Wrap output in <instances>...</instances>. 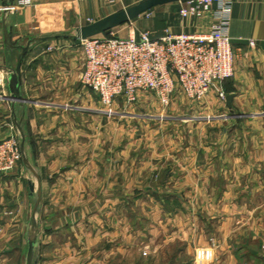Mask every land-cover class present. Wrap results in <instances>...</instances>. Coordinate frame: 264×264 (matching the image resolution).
I'll return each instance as SVG.
<instances>
[{"label":"crops","instance_id":"obj_1","mask_svg":"<svg viewBox=\"0 0 264 264\" xmlns=\"http://www.w3.org/2000/svg\"><path fill=\"white\" fill-rule=\"evenodd\" d=\"M31 1L20 6L14 0L7 46L6 0H0V141L18 136L25 153L15 173L0 176V202L6 203L0 212L11 214L0 237V264L20 249L33 200L29 186L37 185L31 168L41 181L38 215L49 230L47 243L70 230L85 233L89 249L107 248L90 264H105L103 252L109 260L116 250H130L132 233L144 245L181 244L176 262L185 254V264H264V0H234L229 35L237 54L235 77L194 102L185 118L149 115L163 107L147 93L133 105L118 99L112 115L102 113L99 97L82 85L76 30L141 0ZM173 4H179L175 14L161 6L160 17L144 14L113 34L159 38L167 28L210 30L214 10L185 20L179 14L185 2ZM30 40L21 66L23 100L16 101L11 77L21 50L14 47ZM221 91L235 95L232 111L219 99ZM181 97L174 110L187 104ZM243 126L255 131V144L242 143Z\"/></svg>","mask_w":264,"mask_h":264},{"label":"built area","instance_id":"obj_2","mask_svg":"<svg viewBox=\"0 0 264 264\" xmlns=\"http://www.w3.org/2000/svg\"><path fill=\"white\" fill-rule=\"evenodd\" d=\"M20 6L31 0H17ZM234 0H189L180 8L182 19L202 18L214 10L207 33H149L122 38L113 33L79 41L84 56L81 82L95 93L104 107L118 99L137 103L140 93L152 94L164 108L179 95L204 101L213 89L236 74L237 54L229 35ZM11 11V9H10ZM148 12L147 14H149ZM252 47L255 43L251 42ZM220 100L227 94L219 92ZM23 159L18 136L0 141V176L15 173ZM3 229L0 227V234Z\"/></svg>","mask_w":264,"mask_h":264},{"label":"rangeland","instance_id":"obj_3","mask_svg":"<svg viewBox=\"0 0 264 264\" xmlns=\"http://www.w3.org/2000/svg\"><path fill=\"white\" fill-rule=\"evenodd\" d=\"M168 6H170L168 8H170V9L172 8L170 13L175 14L176 13L175 8L177 6H179V4H173V5H168ZM160 10L161 9H153L152 11H150L149 14L146 13V15H144V16L148 19H151V18L156 19L157 17H160V15H159V14H161V13H159V12H161ZM120 35H122V34H120ZM181 98L186 100L187 104L182 105L178 110H174V108H172V106H173V104H172L167 109L162 108L163 111H161V110L155 111V110L151 109V111H149L148 114L149 115L150 114L155 115V114L161 113V115L173 116L175 113L176 115L180 114V116L184 115V118H185V114H189V115L192 114L191 106L194 104V102L186 99L185 97H181ZM100 111L102 113L105 112L106 114H111L112 110H110V108L103 107L102 105H100ZM218 115H219V112L216 116H218ZM211 116H213V115H211ZM207 118L209 119V116H207ZM115 121H116L117 125H119L120 118L117 117ZM232 122H234V121H232ZM178 124H180V123L178 122ZM228 124L230 126L232 123H228ZM249 125H250V123H249ZM180 126L181 125H179V127ZM182 128L183 127H180L179 132L183 130ZM243 128L245 129L244 130L245 132L242 133V135H243L242 143L243 144H255V131L249 130L250 127H248V130H246L247 127L243 126ZM172 129L176 130L175 127H173ZM240 132H241V130H239V133ZM251 132H253V133L251 134ZM19 140H20V138H19ZM22 161H23V159L21 160V162ZM16 171H17V169L15 170V172ZM31 186H33L34 191H36L37 185L35 186L33 183L30 184L29 187H30V190L32 191ZM243 187H246V189L247 188L251 189V186H245L244 185ZM238 191H240V189ZM34 194H35V192H33L32 204H31V206H29V209L27 211L28 213L25 217V221L21 226V233H20L19 238H18L20 249L18 250V253L16 255L14 252H12L10 254V255L13 254V259L9 260L8 264H16V261L19 264H26V255H27V251H28V228H29V225L31 224V214H32V209H33L34 202H35V195ZM5 204L6 203L4 201H3V203L0 202V206L5 205ZM7 215H11V214L9 212L4 213V211L0 212V227L3 229L2 233L0 234V237L4 234V227H6V225H7V222H6L8 220ZM39 216L41 217V221H40L41 225L39 227V232H38L39 244H40L38 255H39L40 264H90L91 260L95 257L96 253H98V252L102 253V251H104V250L106 251L107 248L102 249V247L100 248V246L94 247V249H89V246H91V241H90L89 237L85 233L84 234L79 233V232L74 233L71 230L69 233L62 236L63 237L62 239L55 240L54 244L53 243H47L49 240V236H48L49 230L46 227L47 224L44 223L43 215L40 213ZM54 223H56V221H54ZM132 234L133 235H132V243H130V246H131L130 250L126 249V251H125V249H123V248H121L120 251L116 250L114 258H111L109 260L107 259L108 258L107 254H105V252H103L104 254H103V256H101L103 258L102 260L104 261L103 263H105V264H185V262H188V260H189V256L184 254V255H182V257L180 259H178V262H176V260H177L176 256H179L181 251H182L181 244L177 243L172 248L166 247L163 245L155 247V244L144 245L141 243L140 238H138L136 236V234H134V233H132ZM0 240H1V238H0ZM211 243L213 244L212 247H214V239H211ZM50 244H52V245H50ZM63 246H64V248H63ZM199 251H197V252H199ZM199 254H200V252H199ZM10 255L4 254L5 257L10 256ZM193 263L198 264V261L194 260Z\"/></svg>","mask_w":264,"mask_h":264},{"label":"water","instance_id":"obj_4","mask_svg":"<svg viewBox=\"0 0 264 264\" xmlns=\"http://www.w3.org/2000/svg\"><path fill=\"white\" fill-rule=\"evenodd\" d=\"M189 0H141L135 4H132L120 11L112 13L99 21L79 27L76 30V34L73 36L74 40L82 41L96 36H107L113 33V30L126 25L138 18L142 15L150 12L153 9H156L161 6L178 3V2H185ZM14 4V0H6L4 6L7 7V10L4 13L3 18V28H4V38L5 44L10 46L11 43V34L9 32V28L7 26V19L10 15L11 6ZM33 43V40H30L26 46H17L14 48H19L21 53L18 58L17 66L13 70L12 74V99L18 101L23 100L20 94L21 91V66L24 60V57L27 55L30 49V45ZM235 95L230 94L226 98V106L228 109L232 111L233 109V101ZM237 116V115H233ZM21 150L23 153V158H25L24 153V145H21ZM32 172L36 175L37 178V188L34 191V187L31 186L33 192H35V202L33 206V211L31 215V224L29 226L28 232V251L26 255V264H39V227H40V220H39V207L42 201V186L41 181L37 173L31 168Z\"/></svg>","mask_w":264,"mask_h":264}]
</instances>
